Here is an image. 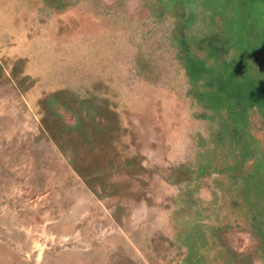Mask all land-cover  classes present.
Wrapping results in <instances>:
<instances>
[{"label":"rangeland","instance_id":"374dc122","mask_svg":"<svg viewBox=\"0 0 264 264\" xmlns=\"http://www.w3.org/2000/svg\"><path fill=\"white\" fill-rule=\"evenodd\" d=\"M0 264H264V0H0Z\"/></svg>","mask_w":264,"mask_h":264}]
</instances>
